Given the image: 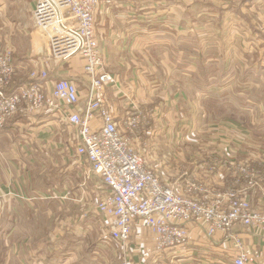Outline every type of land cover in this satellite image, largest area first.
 Masks as SVG:
<instances>
[{
	"label": "built area",
	"instance_id": "1",
	"mask_svg": "<svg viewBox=\"0 0 264 264\" xmlns=\"http://www.w3.org/2000/svg\"><path fill=\"white\" fill-rule=\"evenodd\" d=\"M101 2L34 0L32 18L46 38V57L54 61L51 76L58 66L80 56L89 78L86 101L79 107L77 86L65 78L51 79L45 90L40 81L49 79L46 70H31L30 83L10 92L15 74L13 49L9 45L0 47V130L17 112L59 115L58 120L75 131L73 153L77 165L83 166L87 177L97 176L105 189L93 203V211L105 222L104 237L122 248L128 244L134 225L151 232L150 241L157 251L185 248L198 238L205 242L219 234L223 248L234 250L232 264H264V203L257 207L249 194L260 189L264 195L263 170L260 174L254 165L237 160L235 154L228 153L231 148L226 144L220 154L197 159L193 171L163 182L119 129L106 104V89L115 90L118 84L103 68L95 29L94 14ZM158 111L141 107L129 110L126 124L136 127L141 119L143 123ZM95 118L101 121L98 127L92 126ZM209 175L220 182L212 184ZM70 196L66 191L52 198L64 200ZM238 225L243 228L241 232L258 238L259 247L245 244L241 232L235 231ZM120 264L132 263L123 260Z\"/></svg>",
	"mask_w": 264,
	"mask_h": 264
},
{
	"label": "rangeland",
	"instance_id": "2",
	"mask_svg": "<svg viewBox=\"0 0 264 264\" xmlns=\"http://www.w3.org/2000/svg\"><path fill=\"white\" fill-rule=\"evenodd\" d=\"M13 1L11 16L16 17L14 20H21L24 14H30L28 9L31 0ZM251 3L252 11L248 10L245 14L249 20L237 16L236 21L239 24H235L234 28L230 27L232 32H238L235 35L209 38L205 51L204 46L201 49V45L192 40L190 46L193 49L184 52L191 59L172 52L168 53L166 59L164 52H151L153 57L158 58L159 55L162 60L165 59V63L162 69L146 74H152L158 82L166 81L179 97L184 94L190 96L186 102V115H174L170 118L177 124V129L184 124L191 126L193 133L184 132L185 126L180 131L175 127L171 129L166 116H161L160 106L157 115L147 117L143 123L141 119L136 127L126 124V115L120 130L141 154L146 166L154 169L157 174L161 167L154 163L171 161L166 163L165 182L171 181L178 173L193 171L197 159L209 156L210 153L220 154L226 144L232 149H228V153L235 154L237 160L254 165L260 174L261 170L264 172V0H248L245 5L248 7ZM204 9L206 11V8ZM199 10L198 7H192L193 13H200ZM23 22L24 20L17 23ZM198 24L201 25V22ZM198 24L192 27L200 28ZM150 85L147 84L146 91L152 87ZM155 105L156 101L148 105L149 107L130 102L128 110L139 107L158 109L153 107ZM190 119L191 123L188 125ZM33 132L27 134L32 138V160L26 159L24 164L16 167V170L22 173L19 190L23 192L18 193L21 196H27L25 193L34 195L36 192L47 191L45 186L52 184L54 191L58 189L57 192L62 191V194L70 191L73 197L55 199L52 198L54 193L50 190L38 198H29L32 199L30 203L16 198L20 203L13 212L4 209L0 201V264H10L9 255H14L13 241L17 243L14 251L18 258L19 253L21 258L39 253L38 248L45 243L43 250L47 248L50 253L49 261L55 263L60 258L56 253L61 252V238L67 242L65 249L74 247L77 250L75 254L83 256L81 264L94 262L89 259L90 253L96 254L95 243L106 230L103 218L93 211V203L102 189H97V193L87 192L91 186L87 189L83 185H91V181L95 179L93 177L96 176L90 174L87 177L82 171L83 166L78 168L72 148L69 151L61 149V146L60 149L50 146L43 148L41 143L40 149V137ZM52 133L54 132L49 133L53 135L49 141L56 139L55 133ZM59 134L66 145L76 143V140L70 137L71 132L65 124ZM207 179L212 184L220 182L211 175ZM262 188L264 189V183ZM81 194L88 195L81 197ZM249 194L250 200L257 207L264 203L263 190L254 189ZM37 240L39 242L35 245L33 242ZM68 242H75V245L69 246ZM101 257L97 256L96 260L103 262ZM107 259L110 260L108 257ZM11 262L21 264L12 261V258ZM113 263L115 264L114 260Z\"/></svg>",
	"mask_w": 264,
	"mask_h": 264
},
{
	"label": "crops",
	"instance_id": "3",
	"mask_svg": "<svg viewBox=\"0 0 264 264\" xmlns=\"http://www.w3.org/2000/svg\"><path fill=\"white\" fill-rule=\"evenodd\" d=\"M252 4L247 7L245 3H224L221 0H102L99 10H96L94 14L95 29L100 39L103 68L113 74L118 84L115 90L106 89V104L118 123L119 129L129 111L130 102L149 107L148 105L154 104L155 101L157 105L153 107L160 106L161 116H166L168 126H171V129L173 127L177 129V124H174L170 117L186 115V102L190 96L184 94L179 97L166 84V81L158 82L151 76L152 74L147 75L150 71L155 72L162 69L165 63V59L162 60L159 55L158 58L153 57L151 52L154 51L158 54L164 52L166 59L169 52L191 59L184 52L192 48L190 46L192 40H196L201 45V49L204 46L203 51H205L208 48L209 38H225L231 34L235 35L238 32H232L230 27L234 28L235 24H239L236 21L237 16L249 20L245 14L248 10L252 11ZM13 5V0H0V47L6 45L12 47L15 66V74L9 91L27 86L30 83L28 74L31 70H46L50 76L49 79L40 81L45 90H48L51 79L71 80L78 89V105L84 107L89 78L83 72L82 58L80 56L70 58L58 66L54 75L51 76L54 61L46 57L48 51L46 38L32 18L34 0L30 2L28 9L30 14H24L23 19L18 20H24L22 24L14 20L16 17L11 16ZM192 7H198L200 13H193ZM198 22H201V25ZM194 24H198L200 28H193ZM248 33H250L249 30ZM167 46L169 47L167 48ZM147 84H151L152 87L146 91ZM176 100L178 101L176 102ZM58 118L59 115L53 116L48 112L35 114L25 111L17 112L7 120L0 130V201L8 212L15 211L19 206L20 202L16 201V198L30 203L32 199L43 196L50 190L54 194L62 195V191L53 190L52 184L45 186V189L47 188L45 192H36L34 195L25 193L27 196L23 195V197L14 195L19 194V191L23 192L19 190V179L22 178V173L17 171L16 167L24 164L26 159L32 160L30 153L32 138L27 136L30 131H34L33 134L40 137V149L41 143L43 148H47V146L59 148L61 146V149L66 151L73 149L75 144L66 145L59 134L64 123ZM190 123L191 119L188 125ZM194 123L196 125L195 121ZM100 125V119L95 118L92 126ZM183 126L186 127L184 132L191 134V130H193L191 126L183 124L179 128L181 129ZM180 129L177 130L180 131ZM67 130L71 132L70 137L75 139V131L68 127ZM52 131L55 133L56 139L49 141V138L53 136L49 135ZM4 145L7 146L5 149ZM167 162L171 163V161ZM167 162L163 160V162L154 163L161 167L158 174L163 182L165 179L167 180ZM8 165L9 167H7ZM78 168L80 167L78 166ZM93 178L95 179L91 181L93 182L91 185L85 183L83 186L87 189L91 186L88 189L90 191L87 192L97 193V189H102V192L104 189L102 181L97 176ZM101 192H99V196ZM87 195L83 194V196ZM11 226L13 227V225ZM235 231L241 232L243 228L238 225ZM241 235L246 245L253 248L259 247L258 238L244 232H241ZM150 240L151 232L139 225L133 226L131 238L125 248L119 246L115 241L105 238L103 233L95 243L96 254L88 255L89 259L94 261L89 264H114L113 260L115 264H120L123 260H129L132 264H232L234 256L232 248L225 249L220 244L222 235L219 234L214 235L209 241L203 242L201 238H198L185 248L165 251L155 250ZM38 242L39 240L33 243L37 245ZM16 245V241H13L14 255H9L10 264H13L11 258L12 261H18L21 264H81L80 261L83 257L75 254L77 250L74 247L65 249L67 242L64 238H61V246L59 245L61 252L56 253L60 258L55 263L49 261L50 253L47 248L43 250L45 243L44 246L38 248L39 253L28 254L22 258L20 253L18 258L14 251ZM68 245H75V242H68ZM148 250L150 251L148 252ZM88 256H86L87 260ZM97 256H102L103 262H98Z\"/></svg>",
	"mask_w": 264,
	"mask_h": 264
}]
</instances>
